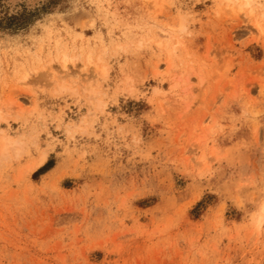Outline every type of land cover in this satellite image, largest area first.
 <instances>
[{"label":"rangeland","instance_id":"374dc122","mask_svg":"<svg viewBox=\"0 0 264 264\" xmlns=\"http://www.w3.org/2000/svg\"><path fill=\"white\" fill-rule=\"evenodd\" d=\"M0 264H264V0H0Z\"/></svg>","mask_w":264,"mask_h":264},{"label":"bare ground","instance_id":"6f19581e","mask_svg":"<svg viewBox=\"0 0 264 264\" xmlns=\"http://www.w3.org/2000/svg\"><path fill=\"white\" fill-rule=\"evenodd\" d=\"M62 68H63V71H65V70H66V65H65V62H63V64H62Z\"/></svg>","mask_w":264,"mask_h":264}]
</instances>
